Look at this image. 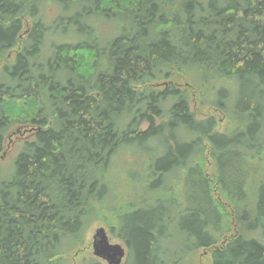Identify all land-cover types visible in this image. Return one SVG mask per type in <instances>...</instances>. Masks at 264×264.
<instances>
[{"label":"trees","instance_id":"16d2710c","mask_svg":"<svg viewBox=\"0 0 264 264\" xmlns=\"http://www.w3.org/2000/svg\"><path fill=\"white\" fill-rule=\"evenodd\" d=\"M100 22L119 31L105 40ZM231 81L243 126L219 132L191 110V93L202 83L225 100L219 83ZM16 123L32 138L0 177V264H71L64 254L105 218L107 173L130 148L147 157L144 193L105 221L124 264H179L159 256L172 228L210 264H264V180L241 175L235 157L247 154L233 151L262 146L264 0H0V159ZM181 172L187 191H175Z\"/></svg>","mask_w":264,"mask_h":264},{"label":"rangeland","instance_id":"374dc122","mask_svg":"<svg viewBox=\"0 0 264 264\" xmlns=\"http://www.w3.org/2000/svg\"><path fill=\"white\" fill-rule=\"evenodd\" d=\"M53 13V9L49 10L50 15H52ZM113 27L114 26L112 23L100 22L97 24V26L95 25L94 29L95 31H98L99 34L106 40L119 31V28L113 29ZM60 41V36L55 39V42L57 43H59ZM15 52L16 48L7 52V57L5 60L11 61L14 58ZM163 82V80L154 81L151 83V85L156 88H161L163 86ZM176 83L178 85L188 84L189 86H192V84H190V80L184 76H179ZM219 87H224L226 91L231 95H227V98L224 100L222 98L220 99V96L214 93L212 98V93L207 89L208 86H204L202 83H199V87L195 86V91L191 93V110L194 111L199 119H203L211 115L214 116L217 121L216 129L219 132H228L229 130H231L232 133L234 130L242 128L243 126V124L235 122L236 117L234 113V102L238 93V87L235 84V81H231L230 87L227 85V83L221 82L219 83ZM199 91L200 93H202V95L199 99H197ZM210 96L213 100L215 99V101L221 100V102L228 103V108L231 110V119L228 117V114L226 112L217 109V107L212 104H209L208 98ZM248 123L249 122L247 120L245 128ZM145 127L146 124H143L142 129H144ZM31 138L32 135L29 126L16 123L10 127L5 135V154L3 158L0 159L1 178H6L9 176L12 170V162L14 157L20 151L23 142ZM261 139L263 140L261 141L262 146L256 147L252 151H248V153L245 147H241V149L238 150H233L236 153L239 152L241 154H247V157L245 158L242 155H237L235 157V160L237 158L236 162L241 165V175L245 174V176H247V179L249 178V181H252L254 185L264 180V132L261 136ZM157 143L153 141L151 142L150 146L154 148L156 147ZM146 158L147 157L143 153H140L134 148H130L126 152L121 151L113 159L112 165L107 173V179L109 181L108 191L102 205L104 210L103 215L105 216V218L100 221H94L93 223H90L85 231L83 244L79 247L72 246L69 249V253L64 254V257L70 260L71 264H80L83 261L90 260H97L101 262V264H106L104 260L95 257L92 251V236L95 232V229L98 227L105 228L111 243H118L125 247L124 243L120 239L110 233V229L106 222L111 217L110 213L112 209L121 208L126 202L130 200L133 201L134 199L141 197L142 193H144L141 182L144 181L143 175H146V169H144L140 162H142ZM233 162L234 159L232 158L231 170L237 169ZM206 163L207 164L205 169L207 170V172H211L212 165L210 163L208 155H206ZM247 164H250V170L247 168ZM173 176H169L167 178V183L172 182ZM174 180H176V182H174L175 191L180 188H177L178 185H181L186 191L188 190L187 179L184 173L181 172L177 174L173 178V181ZM171 235L173 236L171 239H163L161 244H159L158 246V248L163 250V253L159 254L162 259L166 258L168 261L178 259V262H180L179 264H210V251L200 248L192 253L190 252V246L185 242V232H180L178 228H172ZM126 258L127 249L122 264L125 263Z\"/></svg>","mask_w":264,"mask_h":264},{"label":"water","instance_id":"95a60500","mask_svg":"<svg viewBox=\"0 0 264 264\" xmlns=\"http://www.w3.org/2000/svg\"><path fill=\"white\" fill-rule=\"evenodd\" d=\"M92 251L95 257L107 264H121L125 250L121 244L111 243L104 227H98L92 236Z\"/></svg>","mask_w":264,"mask_h":264},{"label":"bare ground","instance_id":"6f19581e","mask_svg":"<svg viewBox=\"0 0 264 264\" xmlns=\"http://www.w3.org/2000/svg\"><path fill=\"white\" fill-rule=\"evenodd\" d=\"M124 247V246H123ZM124 250H125V254H124V257H125V255H126V249H125V247H124ZM124 257H123V259H124ZM123 259H122V261H123ZM122 261H121V264H122ZM106 262V261H105ZM107 264V263H106Z\"/></svg>","mask_w":264,"mask_h":264}]
</instances>
